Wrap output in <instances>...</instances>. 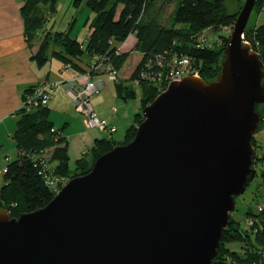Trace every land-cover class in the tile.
I'll list each match as a JSON object with an SVG mask.
<instances>
[{
	"label": "water",
	"instance_id": "95a60500",
	"mask_svg": "<svg viewBox=\"0 0 264 264\" xmlns=\"http://www.w3.org/2000/svg\"><path fill=\"white\" fill-rule=\"evenodd\" d=\"M244 0L215 80L170 83L134 138L99 156L44 208H0V264H211L255 176L264 65L243 42Z\"/></svg>",
	"mask_w": 264,
	"mask_h": 264
},
{
	"label": "trees",
	"instance_id": "16d2710c",
	"mask_svg": "<svg viewBox=\"0 0 264 264\" xmlns=\"http://www.w3.org/2000/svg\"><path fill=\"white\" fill-rule=\"evenodd\" d=\"M223 1L71 0L74 8L84 4L93 14L91 33L85 42H79L70 37V28L63 32L44 30L46 15L55 13L58 0H22L20 13L26 39L30 44L39 42L33 56L38 66L44 64L48 50L55 46L57 50L52 51L51 57L77 72H86L76 64L84 55L92 59V64L102 66L92 74L100 70L105 72L106 65L119 71L128 55L119 54L118 45L133 35L137 41L135 50L141 60L130 79L142 88L141 106L122 142L97 140L91 150V159H80L75 170L70 171L67 145L59 130L54 129L49 121L48 106L26 108L22 105L17 112L18 119L12 135L17 157L5 167L0 208L8 211L11 217L18 218L46 207L56 195L47 185L48 177H63L68 182L86 174L94 161L113 147L129 143L143 121L142 110L166 90L169 62L174 56L191 58L199 78L206 82L215 80L229 35L221 37L218 47L216 43L209 44L208 39L205 47H198L197 41L204 31L232 30L237 14L226 13ZM171 4L175 6L170 17L171 24L164 25L162 13ZM263 4L264 0L256 1V13H263ZM178 25L182 27L176 28ZM40 32L43 34L41 39L37 37ZM243 36V42L250 46L264 65V20L252 28L246 26ZM31 89L28 88L24 96ZM251 144L255 150L253 165L261 164L259 170L255 168V176L258 174L264 184V156L256 153L259 146L254 136ZM54 162L56 167H51ZM45 166L49 167L48 172L44 171ZM233 215H229L228 225L222 230L217 255L211 264H264V211L247 210L245 217H249L250 222L246 226ZM233 244L239 247L230 248Z\"/></svg>",
	"mask_w": 264,
	"mask_h": 264
},
{
	"label": "crops",
	"instance_id": "0c3cea01",
	"mask_svg": "<svg viewBox=\"0 0 264 264\" xmlns=\"http://www.w3.org/2000/svg\"><path fill=\"white\" fill-rule=\"evenodd\" d=\"M21 6L22 0H0V172L12 157H17V148L12 135L25 91L45 82L58 83L52 88V99L48 104L49 121L52 122L54 129L59 130L60 137L67 145L68 167L70 171H73L77 167V161L91 159V150L97 140L122 142L125 135L123 138L121 135L118 136L120 140H117L115 135L119 130H124L126 133L134 116L140 113L142 88L130 79L133 70L141 60L140 54L135 50L137 41L133 35H130L118 45L119 54H127L128 59L118 71L117 82L108 80L106 72L102 70L92 74L93 80L105 83L101 92L92 98L91 104L101 118L108 119L115 126L116 132L109 135L88 128L83 117L72 105L69 91L72 90L73 84L69 82L82 72L72 68L65 69V64L51 57L52 51L57 50L55 46H51L48 50L44 64L37 65L33 56L38 50L39 42L30 44L27 41L20 13ZM91 19L88 20L89 26L85 40L91 33ZM39 35L40 33L38 38ZM70 37H72L71 33ZM134 55L138 58L131 63L130 68L124 71V66ZM76 64L81 69L87 70L92 65V59L84 55L80 61H76ZM135 98L138 99L136 103L129 102ZM56 165V162L51 163V167ZM2 184L3 175L0 173V188Z\"/></svg>",
	"mask_w": 264,
	"mask_h": 264
},
{
	"label": "rangeland",
	"instance_id": "374dc122",
	"mask_svg": "<svg viewBox=\"0 0 264 264\" xmlns=\"http://www.w3.org/2000/svg\"><path fill=\"white\" fill-rule=\"evenodd\" d=\"M224 8L225 12L228 14H238L241 10V7L244 3V0H224ZM174 4L168 5L164 8L162 13V21L164 25H170V17L174 10ZM263 13H256L253 9L250 18L247 23L248 28H252L256 24H261L264 20V4L262 6ZM93 14L90 10L82 4L78 8H74L71 4V0H58L56 5V11L54 14L46 15V23L44 25V30L52 32H62L68 31L70 28V32L72 37H76L77 41L84 42L88 32L89 21L92 18ZM86 21L88 23L86 24ZM73 25L71 27L70 24ZM182 27L181 25L176 26V28ZM231 30H221L217 32L213 31H205L204 37L208 39L209 44H215L216 47L221 45V37L229 35ZM38 37V36H37ZM40 39L43 37L42 32L39 35ZM244 38V36H242ZM247 44V43H246ZM252 50V49H251ZM253 51V50H252ZM138 58L137 55H134L124 66V71L130 68L131 63H133ZM119 75V74H118ZM119 77V76H118ZM118 80V78H117ZM137 98L131 99L129 102L136 103ZM50 103V102H49ZM92 105V104H91ZM137 105V104H136ZM93 108V107H92ZM94 110V109H93ZM95 112V111H94ZM95 114L101 118L96 112ZM99 131V130H98ZM125 135L124 130H119V132L115 135L117 140H120L118 136ZM254 138L259 146L257 148L256 153L259 156H264V124L261 126L260 130L254 134ZM15 160V157H12L11 161ZM264 164V163H263ZM260 163L255 168L257 170L260 169ZM260 205H264V184L261 177L257 174L250 185L246 188L243 195L239 196L235 200V209L236 211L233 217L237 218L244 226L249 225L250 218L245 217V212L247 210L258 211ZM234 209V210H235ZM232 214V213H231ZM230 248H238V244H233L229 246Z\"/></svg>",
	"mask_w": 264,
	"mask_h": 264
},
{
	"label": "built area",
	"instance_id": "2783aa9c",
	"mask_svg": "<svg viewBox=\"0 0 264 264\" xmlns=\"http://www.w3.org/2000/svg\"><path fill=\"white\" fill-rule=\"evenodd\" d=\"M205 32V31H204ZM198 47H205L207 45V39L204 37V33L198 38ZM101 64H92L86 72L81 75L74 76L69 83L73 84V88L69 91L70 99L75 111L80 114L85 124L90 129H96L105 132L109 135L116 132L115 126H113L108 119L99 118L91 105L93 97L97 96L101 89L104 87V82H99L92 79V72L98 70ZM65 69H71L69 65L64 67ZM167 76V86L172 82L181 81L185 77L199 78V72L193 67V61L189 57H173L169 62ZM107 79L112 82H117L118 71L112 69L110 66H104ZM58 84V83H57ZM56 83L45 82L40 85L32 87L31 91L24 96L22 105L26 108L31 107H47L52 99V88ZM165 88V89H166ZM49 170L48 166L44 167V171ZM6 168L0 172L2 175L5 174ZM47 185L55 194L66 185L67 179L63 177L50 176L46 179ZM258 212L264 211V205H260L257 209Z\"/></svg>",
	"mask_w": 264,
	"mask_h": 264
}]
</instances>
